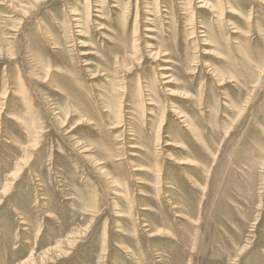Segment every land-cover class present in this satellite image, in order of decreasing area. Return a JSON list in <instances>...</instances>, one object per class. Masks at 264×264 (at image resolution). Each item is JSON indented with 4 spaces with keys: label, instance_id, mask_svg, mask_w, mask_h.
Returning <instances> with one entry per match:
<instances>
[{
    "label": "rangeland",
    "instance_id": "obj_1",
    "mask_svg": "<svg viewBox=\"0 0 264 264\" xmlns=\"http://www.w3.org/2000/svg\"><path fill=\"white\" fill-rule=\"evenodd\" d=\"M0 264H264V0H0Z\"/></svg>",
    "mask_w": 264,
    "mask_h": 264
},
{
    "label": "bare ground",
    "instance_id": "obj_2",
    "mask_svg": "<svg viewBox=\"0 0 264 264\" xmlns=\"http://www.w3.org/2000/svg\"><path fill=\"white\" fill-rule=\"evenodd\" d=\"M170 82V81H169Z\"/></svg>",
    "mask_w": 264,
    "mask_h": 264
}]
</instances>
